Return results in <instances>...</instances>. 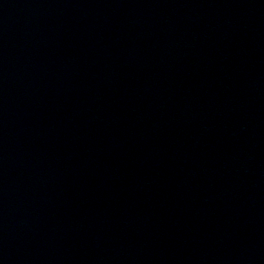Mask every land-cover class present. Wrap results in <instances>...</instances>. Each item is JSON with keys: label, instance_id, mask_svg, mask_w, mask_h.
<instances>
[{"label": "water", "instance_id": "obj_1", "mask_svg": "<svg viewBox=\"0 0 264 264\" xmlns=\"http://www.w3.org/2000/svg\"><path fill=\"white\" fill-rule=\"evenodd\" d=\"M0 264H264V0H0Z\"/></svg>", "mask_w": 264, "mask_h": 264}]
</instances>
